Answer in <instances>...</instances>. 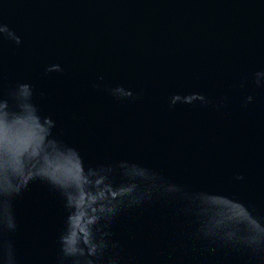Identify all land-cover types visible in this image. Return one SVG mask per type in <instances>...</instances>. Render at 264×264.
I'll use <instances>...</instances> for the list:
<instances>
[{"label": "water", "instance_id": "1", "mask_svg": "<svg viewBox=\"0 0 264 264\" xmlns=\"http://www.w3.org/2000/svg\"><path fill=\"white\" fill-rule=\"evenodd\" d=\"M0 95L29 84L53 136L85 168L138 164L189 191L237 200L264 218V0H0ZM62 71H47L51 65ZM124 86L133 97L118 99ZM192 93L209 103L171 104ZM248 96L251 102L246 103ZM43 134L21 121L18 159ZM237 176L243 177L236 179ZM171 198L122 210L106 229L119 264H264L195 237L198 221ZM223 212L239 209L224 206ZM19 264H56L63 198L35 180L14 202Z\"/></svg>", "mask_w": 264, "mask_h": 264}, {"label": "clouds", "instance_id": "2", "mask_svg": "<svg viewBox=\"0 0 264 264\" xmlns=\"http://www.w3.org/2000/svg\"><path fill=\"white\" fill-rule=\"evenodd\" d=\"M20 44L7 25L0 22V39ZM47 71H62L51 65ZM256 84L264 83V72L255 74ZM118 99L133 97L124 86L111 89ZM29 84H18L5 99L0 95V264H19L14 243L18 222L14 202L35 180L45 182L63 198L67 210L65 228L58 237L56 264H99L118 244L110 241L106 230L125 209L150 202L153 198H171L185 204L184 211L198 221L195 237L223 247L244 249L254 256L264 255V218L254 215L247 206L229 197L203 191H189L183 185L166 180L162 175L135 163L121 161L118 168L124 182L115 184L114 166L85 168L79 151L53 136L55 121L41 117L32 102ZM209 103L199 93L171 97V104ZM252 97L248 96L247 102ZM21 121L33 125L43 134L37 155L25 153L17 164L15 145L21 134ZM243 177L237 176L236 179ZM224 206L239 209L235 214L223 212ZM118 254L108 264H119Z\"/></svg>", "mask_w": 264, "mask_h": 264}]
</instances>
